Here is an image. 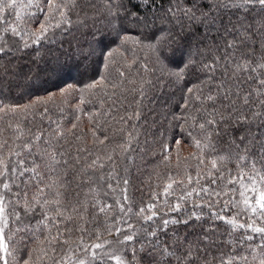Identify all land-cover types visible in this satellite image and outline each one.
<instances>
[{
  "label": "snow or ice",
  "instance_id": "1",
  "mask_svg": "<svg viewBox=\"0 0 264 264\" xmlns=\"http://www.w3.org/2000/svg\"><path fill=\"white\" fill-rule=\"evenodd\" d=\"M0 264H264V0H0Z\"/></svg>",
  "mask_w": 264,
  "mask_h": 264
},
{
  "label": "trees",
  "instance_id": "2",
  "mask_svg": "<svg viewBox=\"0 0 264 264\" xmlns=\"http://www.w3.org/2000/svg\"><path fill=\"white\" fill-rule=\"evenodd\" d=\"M37 83H39V82H37ZM44 88H48V89H54L55 88V85H53V84H51V83H49V84H47V85H44L41 89H40V92H39V94H43V90H44ZM26 99L27 98H24V99H17V100H15L14 102H19V103H24V102H26ZM84 126L85 127H87V121H85V124H84ZM113 127L114 128H119V127H121L120 125H113ZM110 136L111 135H113V133L110 131L109 133H108ZM120 137H119V134H117L116 135V139L118 140ZM113 143H115V141L113 142ZM112 145H110V147H111ZM187 149H185L184 150V152H183V155H187ZM160 158L159 157H156L154 160H153V163H155V162H157L158 160H159ZM173 162H175V158H173ZM161 170H163V165H161ZM151 172V165H149V167H148V170L147 171H145L140 177H138V178H134L137 182H139L140 180H147V177H148V175H149V173Z\"/></svg>",
  "mask_w": 264,
  "mask_h": 264
}]
</instances>
